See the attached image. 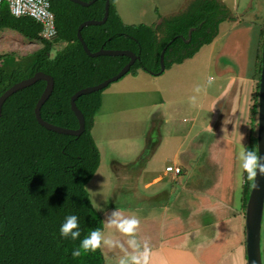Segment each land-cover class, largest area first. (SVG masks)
Masks as SVG:
<instances>
[{
    "label": "trees",
    "instance_id": "16d2710c",
    "mask_svg": "<svg viewBox=\"0 0 264 264\" xmlns=\"http://www.w3.org/2000/svg\"><path fill=\"white\" fill-rule=\"evenodd\" d=\"M105 4L106 0H97L89 6L71 0H51L58 35L47 40L40 36L42 27L35 18L14 16L4 1L0 29H15L29 39L42 40L44 45L21 59L0 55V96L14 83L43 71L55 79L53 93L41 109L43 118L61 126L79 127L71 108V96L81 88L114 76L130 60L128 56H89L77 36L83 21L103 18ZM224 20H236V15L222 1L192 0L186 9L163 18L157 27L128 24L121 18L116 0H110L107 21L86 26L82 34L92 51L104 47L132 49L140 54L128 73L143 69L158 75L161 52L170 41L165 52L166 69L193 57L204 45L211 43ZM192 27L196 29L190 38ZM57 41L65 44L53 59L51 52ZM261 70L262 61L260 75ZM26 72L29 74L23 76ZM89 80H93L91 85L87 83ZM45 86V81H38L11 95L3 105L0 118V264H105L101 248L87 253L81 249V256L72 255L91 231H102L105 226L86 188L101 161L92 130L105 88L77 99L86 127L80 136H74L48 130L37 121L34 109ZM258 90L259 83L252 110L255 118ZM254 150L257 152L256 146ZM252 180L245 171V206ZM72 214L78 217V229L74 231L80 232L75 239L60 234V226Z\"/></svg>",
    "mask_w": 264,
    "mask_h": 264
},
{
    "label": "crops",
    "instance_id": "0c3cea01",
    "mask_svg": "<svg viewBox=\"0 0 264 264\" xmlns=\"http://www.w3.org/2000/svg\"><path fill=\"white\" fill-rule=\"evenodd\" d=\"M186 1L180 10L192 0ZM116 6L122 18L119 0ZM173 14L162 15L158 24ZM219 41L217 36L193 57L158 75L149 73L153 78L148 77L142 86V103L149 109L147 130L138 137L142 145L130 136L133 133L117 137L114 122L103 132L102 140L107 141L101 143L102 148L109 145L114 157L111 166L117 184L112 185L118 190L123 179L128 183L126 194L120 195L121 205L103 211L95 207L104 218V238L114 242L101 246L105 264H120L121 259L132 264L130 257L143 252L145 245L149 264H248L245 171L238 153L241 148L257 149L258 109L256 118L252 110L261 75L256 58L248 59L249 38L235 33L228 35L225 43ZM219 45L224 48L217 50ZM230 48L235 50L234 64L223 61ZM141 70L132 73L137 77ZM119 83L114 90L118 92L112 93L114 98L120 96L112 107L120 113L117 119L129 109L127 97L132 94L126 76ZM183 101L190 109L189 117L181 118L178 107ZM181 121L189 125H179ZM118 141L132 145L131 158L120 160ZM97 145L101 166L103 152L100 143ZM168 165L180 166L181 173L167 171ZM97 179L100 192L104 180ZM114 211L140 221L133 234L109 225ZM130 240H135L137 247ZM262 254L264 263V215Z\"/></svg>",
    "mask_w": 264,
    "mask_h": 264
},
{
    "label": "rangeland",
    "instance_id": "374dc122",
    "mask_svg": "<svg viewBox=\"0 0 264 264\" xmlns=\"http://www.w3.org/2000/svg\"><path fill=\"white\" fill-rule=\"evenodd\" d=\"M221 1H223L231 9L232 13L236 15V20H224L219 25V32L217 36H219L220 45L222 43H225L228 35L230 34L234 35L236 33V35L239 36L245 35L246 38L250 39V46L247 49L249 57H247L250 60H253V57L256 58L255 62L257 64V71L259 72L264 46V0ZM186 3V0H119V8L125 23H144L157 27L162 15L168 13H177L181 11L180 9ZM64 44L65 43L63 41L55 42L51 54L54 55L58 50L62 49L64 47ZM43 45L44 44L42 40L29 39L15 29H0V55L8 54L7 56H14L16 59H21L23 56H26L41 48ZM220 45L217 46V50L221 49L222 46L220 47ZM223 48L224 47H222V49ZM228 53L232 55V57H230V55L226 56V54H224L226 57L223 58V61L234 64V61H236L234 59L236 57H233L235 55L234 48H230ZM28 74L29 72H26L23 74V76H27ZM125 76L126 80L130 81L129 90L132 92V94L128 95L127 97L128 103H130V107L123 113V118L117 119L120 113H115L112 109L116 102V99L120 98V96L115 95V99L112 93L118 92L117 90H114L117 88V86H119L121 78L120 80L109 84L102 92L103 105L100 111L95 116V128H93L94 130H92L95 141L97 143H100V145L101 143L107 141L105 139L102 140V136H104L103 132L106 128L111 127L112 122L116 123L114 134H116L117 137L133 133L130 136L137 138V142L139 143V145H142L143 143L142 139H138V137H140L139 135L142 134L145 129L147 130L148 124L146 120L149 109L142 103L144 99L142 86L146 83L147 80H149V78L153 77L152 75H149V72L144 70H141L137 77L132 72L129 74L127 73ZM87 83L91 85V83H93V80H89L87 81ZM152 97L156 98L157 95L152 94ZM178 109V114L181 115V118L189 117V103L183 101L179 105ZM186 122L187 121H184L183 123V121H181L179 125L183 123L182 126H188L189 123ZM125 142L127 143V145L119 143L118 141V145L116 146L120 154V160H122V158H124L125 160L129 159L134 154L132 145L129 144L128 141ZM131 142L133 143L132 140ZM102 152V162L100 169L87 187L90 192L94 207H98L101 211L105 209L108 210L109 206L121 205L122 198L120 195L126 194V185L128 184L125 183V179H123L122 184L118 186V190L114 189L116 187H113L112 184H117V180L116 178H113L114 172L111 166L114 158L112 155L113 153H111L110 146L107 144L103 145ZM97 178H102V180H104L100 192H98L97 190L99 182ZM94 184H96L97 186H94ZM101 199L103 200V202ZM102 234L104 236L106 233Z\"/></svg>",
    "mask_w": 264,
    "mask_h": 264
},
{
    "label": "water",
    "instance_id": "95a60500",
    "mask_svg": "<svg viewBox=\"0 0 264 264\" xmlns=\"http://www.w3.org/2000/svg\"><path fill=\"white\" fill-rule=\"evenodd\" d=\"M73 2L79 3L82 6H89L96 2L97 0H71ZM110 11V0H106L105 4V12L102 19H87L83 21L77 30V36L80 42L83 45L85 52L92 57L97 56H128L130 58L129 62L114 76L107 78L106 80L91 86H87L77 90L71 96V108L74 111L75 115L79 121V127L77 128H69L65 126H61L55 123H52L43 118L41 109L46 101L50 98L53 93L55 87V79L52 75L47 74L43 71H37L31 77L24 78L12 86H10L3 94L0 96V118L3 112V105L6 100L16 93L19 90H22L26 87H29L35 84L38 81H45L46 86L42 95L35 106V115L37 121L44 126L46 129L60 133V134H68L74 136H80L86 127V119L81 111V109L77 105V99L82 95L90 94L96 91L103 90L112 82H115L125 76L131 69L132 65L140 59V54H137L133 50L130 49H113V48H100L97 51H92L87 45L82 30L89 25H100L104 24L108 17ZM195 27H192L189 30V37L192 36V31L195 30ZM184 38L183 35H180ZM190 39L187 40L189 42ZM172 43L170 41L162 50L160 55L161 62V70L160 73L166 70L165 63V52L168 46ZM257 152L258 156L261 158V163H264V46H263V54H262V70L261 77L259 81V91H258V130H257ZM263 215H264V173H257L256 176L253 177L252 185L250 189L249 198L246 205V214H245V226H246V247H247V256H248V264H264L263 263V254H262V223H263Z\"/></svg>",
    "mask_w": 264,
    "mask_h": 264
},
{
    "label": "clouds",
    "instance_id": "9594fccd",
    "mask_svg": "<svg viewBox=\"0 0 264 264\" xmlns=\"http://www.w3.org/2000/svg\"><path fill=\"white\" fill-rule=\"evenodd\" d=\"M54 59V55L52 57ZM209 83H211V78H209ZM199 91V89H197ZM238 159L240 161V167L243 171H246L249 179L256 176L257 173H264V163H261V158L258 156L254 148H241L238 153ZM112 219L109 221V225H114L122 233L133 234L140 221L135 217H126L120 211H114L112 214ZM78 217L75 214L68 215L65 221L60 226V234L64 237L71 236L73 239L80 236L78 230ZM113 241L105 239L101 230L96 229L90 232L80 244V248L73 250L72 255L74 257H79L82 255L81 249L84 253L89 251H96L100 249L102 244H107L109 246L113 245ZM129 243L135 248L137 247L135 240H130ZM132 264H149V251L147 245L144 247V251L138 255H132L130 257ZM106 264L108 262L106 261ZM120 264H129V260L121 259Z\"/></svg>",
    "mask_w": 264,
    "mask_h": 264
},
{
    "label": "built area",
    "instance_id": "2783aa9c",
    "mask_svg": "<svg viewBox=\"0 0 264 264\" xmlns=\"http://www.w3.org/2000/svg\"><path fill=\"white\" fill-rule=\"evenodd\" d=\"M4 1L8 3L14 16H30L35 18L42 27L40 36L43 39L53 40L57 37L56 16L51 9V0H0V15ZM166 170L180 174L182 169L180 166L168 165L166 166Z\"/></svg>",
    "mask_w": 264,
    "mask_h": 264
},
{
    "label": "flooded vegetation",
    "instance_id": "af4514ba",
    "mask_svg": "<svg viewBox=\"0 0 264 264\" xmlns=\"http://www.w3.org/2000/svg\"><path fill=\"white\" fill-rule=\"evenodd\" d=\"M190 42V41H189Z\"/></svg>",
    "mask_w": 264,
    "mask_h": 264
}]
</instances>
